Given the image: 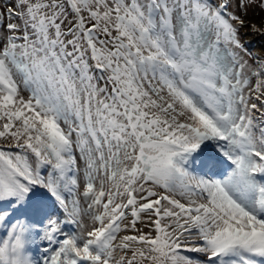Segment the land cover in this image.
<instances>
[{
	"label": "snow or ice",
	"instance_id": "6c2138e0",
	"mask_svg": "<svg viewBox=\"0 0 264 264\" xmlns=\"http://www.w3.org/2000/svg\"><path fill=\"white\" fill-rule=\"evenodd\" d=\"M249 34L264 0H0V264H264Z\"/></svg>",
	"mask_w": 264,
	"mask_h": 264
},
{
	"label": "rangeland",
	"instance_id": "374dc122",
	"mask_svg": "<svg viewBox=\"0 0 264 264\" xmlns=\"http://www.w3.org/2000/svg\"><path fill=\"white\" fill-rule=\"evenodd\" d=\"M256 12L258 13L259 10L256 9ZM248 19L251 21L259 22L260 16L253 15L252 12H250ZM244 40L249 44L250 50L253 52V54H258L257 50L261 45H264V37L252 36L249 34L244 36Z\"/></svg>",
	"mask_w": 264,
	"mask_h": 264
}]
</instances>
